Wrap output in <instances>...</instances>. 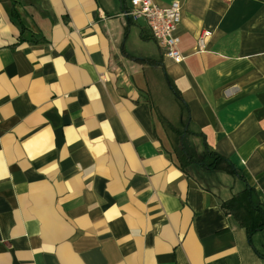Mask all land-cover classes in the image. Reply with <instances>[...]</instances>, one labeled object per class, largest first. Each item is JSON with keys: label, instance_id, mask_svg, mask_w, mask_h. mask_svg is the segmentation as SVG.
<instances>
[{"label": "crops", "instance_id": "obj_1", "mask_svg": "<svg viewBox=\"0 0 264 264\" xmlns=\"http://www.w3.org/2000/svg\"><path fill=\"white\" fill-rule=\"evenodd\" d=\"M176 1L178 63L130 0H0V264H264V230L251 246L221 206L245 183L181 167L158 115L177 101L155 104L163 67L185 149L202 133L264 202V0Z\"/></svg>", "mask_w": 264, "mask_h": 264}, {"label": "trees", "instance_id": "obj_2", "mask_svg": "<svg viewBox=\"0 0 264 264\" xmlns=\"http://www.w3.org/2000/svg\"><path fill=\"white\" fill-rule=\"evenodd\" d=\"M11 17L19 24V40H24L21 36L24 27L14 12L11 13ZM143 38L146 37L143 36ZM135 61L149 66L160 65V61L155 58H135ZM161 69L169 91L177 101L179 115L176 123L167 120L159 111L158 115L163 125L167 126L171 133V142L174 145L173 153L179 165L183 167L190 163H196L207 170L218 168L225 169L228 173L235 175L245 183V187L241 192L234 194L230 199L222 202L221 206L226 214L234 216L239 225L245 229L247 240L252 246L251 238L253 234L264 230V202L261 193L254 186L246 182L242 172L237 169L228 158L213 150L206 143L205 136L202 133L196 134L201 138V145L203 147L201 155H195L185 149L182 139L184 135L191 133L189 130V109L187 104L182 100L181 94L174 85L172 79L166 74L163 67H161ZM252 248L260 258H264V253L258 252L253 246Z\"/></svg>", "mask_w": 264, "mask_h": 264}, {"label": "built area", "instance_id": "obj_3", "mask_svg": "<svg viewBox=\"0 0 264 264\" xmlns=\"http://www.w3.org/2000/svg\"><path fill=\"white\" fill-rule=\"evenodd\" d=\"M125 16L133 20L142 18L150 32L151 38L157 43L164 56L174 62H181L183 55L179 50L178 27L182 20V7L179 1H172L161 6L155 0H130L129 6L123 11ZM211 32L202 29L197 38V50L205 48Z\"/></svg>", "mask_w": 264, "mask_h": 264}, {"label": "rangeland", "instance_id": "obj_4", "mask_svg": "<svg viewBox=\"0 0 264 264\" xmlns=\"http://www.w3.org/2000/svg\"><path fill=\"white\" fill-rule=\"evenodd\" d=\"M164 92L167 93L168 95H166V98L163 100H167V102H161L160 104L156 103L157 107H161L162 111L165 112V114L167 115V117H169L171 120H173L177 114V109L175 106V103L173 101V96L171 94V92H168V88H164ZM163 107V108H162ZM187 144V139H184V145ZM264 234V231H263Z\"/></svg>", "mask_w": 264, "mask_h": 264}]
</instances>
